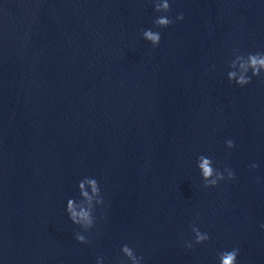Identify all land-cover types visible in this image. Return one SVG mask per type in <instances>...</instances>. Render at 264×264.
<instances>
[{
	"label": "water",
	"instance_id": "water-1",
	"mask_svg": "<svg viewBox=\"0 0 264 264\" xmlns=\"http://www.w3.org/2000/svg\"><path fill=\"white\" fill-rule=\"evenodd\" d=\"M177 12L153 47L139 34L150 0H0L4 264H114L122 242L145 264H215L232 246L264 264V75L242 88L224 75L233 47L264 50V0H172ZM200 152L235 178L203 187ZM83 175L105 197L86 244L63 213ZM190 222L210 239L185 249Z\"/></svg>",
	"mask_w": 264,
	"mask_h": 264
},
{
	"label": "clouds",
	"instance_id": "clouds-1",
	"mask_svg": "<svg viewBox=\"0 0 264 264\" xmlns=\"http://www.w3.org/2000/svg\"><path fill=\"white\" fill-rule=\"evenodd\" d=\"M150 3L157 15L151 20L152 26L141 28L139 34L144 41L155 47L161 41L159 29L182 20L184 13L177 12L174 18L169 15L172 0H150ZM224 75L229 83L236 86L242 88L248 85L253 77L264 75V50L245 52L239 47H233L226 59ZM223 144L227 149H232L235 146V141L229 136L224 138ZM194 164L201 184L205 188L215 187L221 181L232 180L236 175L228 164L220 166L212 155L204 152L196 154ZM258 166L256 161H252L248 165L251 169H256ZM256 179L259 180L260 177L257 176ZM76 188L78 195L65 199L63 213L67 215L73 225L78 226V230L73 233L74 239L81 244H86L89 242V237L86 235L88 230L93 228L98 219H103L105 197L101 185L94 175H83L77 180ZM188 227L192 235L190 239L183 240L185 249H191L194 244H200L210 239L209 233L201 230L195 222H190ZM258 227L264 230V221H261ZM239 251L236 246L218 249L215 264H238ZM0 264H4L2 258H0ZM94 264H113V261H110L109 257L103 253H97ZM114 264H145V259L134 246L128 242H122L119 245V254L116 256Z\"/></svg>",
	"mask_w": 264,
	"mask_h": 264
}]
</instances>
